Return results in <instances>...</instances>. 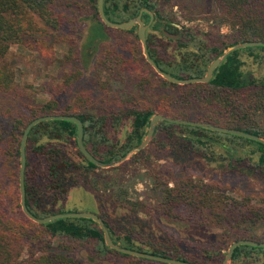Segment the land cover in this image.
Wrapping results in <instances>:
<instances>
[{"label": "trees", "instance_id": "obj_1", "mask_svg": "<svg viewBox=\"0 0 264 264\" xmlns=\"http://www.w3.org/2000/svg\"><path fill=\"white\" fill-rule=\"evenodd\" d=\"M92 9L93 21L86 41L92 44L106 38L109 27L101 21L97 0H85ZM165 0L164 3H168ZM215 4L214 22L226 26L228 32L213 34L191 26L179 29L168 18L158 0H103V10L112 22L136 17L150 27L178 34L164 41L153 32L145 31L149 56L164 72L176 78L204 76L209 63L228 47L249 41H264V0H211ZM153 18H157L154 21ZM64 16L54 8V0H0V91L14 85L15 72L7 59L13 44H39L49 55L54 43H62L64 61L80 55L77 37L63 31ZM134 25L125 32L137 34ZM118 31H122L118 29ZM46 38V40H39ZM165 36V35H164ZM40 41V42H39ZM172 43L173 54L167 53ZM264 50L249 46L229 52L212 71L205 83L178 85L153 74L174 93H159L154 107L132 103L115 110L92 112L84 105L90 97H76L78 112L70 104L59 107L56 96L65 92L81 74L80 70L65 72L60 84L49 92L50 98L28 106L24 115L8 118L0 112L1 151L19 159V144L26 125L44 115L76 116L83 125V144L101 162L118 160L144 140L150 119L156 112L187 120L209 122L234 128L264 138L256 115L264 113V77H253L242 69L240 53ZM148 67H151L144 61ZM63 65V64H61ZM2 116L6 119L4 120ZM5 121V122H4ZM123 131V133H121ZM121 134V135H120ZM77 125L67 120H46L35 124L25 142L24 190L25 205L37 217L63 213L70 186L79 182L94 195L99 207L109 203L127 210L125 222L133 215L157 212L164 219L183 220L200 227H220L224 234L217 247L193 245L189 242L161 240L142 227L123 225L117 215L98 213L109 234L121 247L171 258L191 264H222L228 245L239 239L264 242V198L236 197L222 187L190 176L170 177L156 169L145 168L129 174L107 175L132 162L148 161L149 146L178 155L193 152L221 172L244 176L259 175L264 179V144L234 134L209 130L199 126L159 121L149 145L132 155L121 165L100 168L90 162L76 142ZM142 184L138 191L136 184ZM5 179L0 176V264H79L69 253L72 242L91 245L103 258H123L121 264H166L120 253L109 248L99 225L89 218H57L44 224L28 219L6 216L3 210ZM256 200V201H255ZM57 206V207H56ZM169 241L170 243H167ZM56 250L52 251V245ZM68 242L67 247L62 243ZM250 262V263H248ZM264 264V247L236 246L228 264Z\"/></svg>", "mask_w": 264, "mask_h": 264}, {"label": "rangeland", "instance_id": "obj_2", "mask_svg": "<svg viewBox=\"0 0 264 264\" xmlns=\"http://www.w3.org/2000/svg\"><path fill=\"white\" fill-rule=\"evenodd\" d=\"M164 2L165 0H158L159 8L164 15L175 20V25L179 29L182 26H191L213 34L228 32L225 25L220 26L214 22L216 7L211 0H169L168 3ZM54 8L64 16L62 30L69 31L77 37L80 55L72 61H64L62 56L65 53V48L59 42L53 44L50 55L39 44L11 45L7 59L14 69L15 77L11 89L0 91V112L3 116L14 118L24 115L28 106L40 104L49 99V92H52L55 85L60 84L63 74L71 70H80L81 74L65 92L56 96L61 109L68 104L73 106L71 112H78L82 109V107H76L75 104L76 97L80 93L90 97V101L84 105L85 108L96 113L115 110L132 103L154 107L158 102L159 93L177 91L159 81L153 74L152 70L154 69L145 64L141 42L138 38H134V33L125 32L127 30L123 29L118 31V28L109 27L106 29L105 39L100 41L97 39L89 44L86 41V36L93 18H91L92 9L86 4V1L54 0ZM153 20L157 21L158 19L153 18ZM133 29L136 33L138 24H135ZM146 32H153L160 39L167 41V36L162 35L158 30H153L150 24L146 28ZM42 39L46 40L41 36L39 40ZM167 53H174L172 43H169ZM240 56L243 60V70L256 78L264 77V50L243 51ZM3 116L2 118L6 120ZM256 117L258 125L264 130V113L259 112ZM148 145L149 142L144 148ZM158 150L149 146L147 148L148 161L132 162L124 168L106 172V174L127 173L130 175L133 171L150 168L169 173L173 178L190 176L214 183L226 190L228 194L236 197L264 198V179L259 175L244 176L221 172L215 164L206 163L204 159L193 152L172 156L168 150ZM18 171L19 159L13 160L12 155L1 151L0 176L5 179L7 185L3 198V210L10 218L23 219ZM135 188L141 191L144 187L138 183ZM60 205L65 212L117 215L123 219V225H131L134 228L142 227L145 232L154 234L164 241L183 240V242L193 245L217 247L221 244L220 240L224 234V229L220 227H200L183 220L171 222L157 212H150L148 215L139 213L137 216H130L131 222H125L124 218L129 216L130 212L109 203H104L100 208L93 193L80 182L69 187L66 198ZM62 244L67 247L68 242ZM69 247L68 251L63 252L69 253L79 264H121L123 262V258L120 257L103 258L97 255L91 245L72 242ZM51 249L57 251L56 242Z\"/></svg>", "mask_w": 264, "mask_h": 264}, {"label": "water", "instance_id": "obj_3", "mask_svg": "<svg viewBox=\"0 0 264 264\" xmlns=\"http://www.w3.org/2000/svg\"><path fill=\"white\" fill-rule=\"evenodd\" d=\"M97 8H98V14H99L101 21H103L104 24L107 25L108 27L128 30L133 25L138 24V29H137L136 34H137L138 39L141 42V45L143 48L142 52H143L145 60L154 69V71L159 76H161L163 79H165L171 83H175V84H179V85L188 84V83H205V82H208V80L211 77L212 71L223 61V59L225 58V56L229 52L236 50V49L244 48V47L263 46L264 45V41H249V42H241V43L234 44V45L228 47L227 49H225L221 55H219L218 57H216L215 59H213L209 63V65L207 66L205 75L203 77L176 78V77H173L170 74L164 72L163 70H161L157 66L155 61L149 56V54L147 52L146 41H145V31H146V28L149 26V24L152 21V15L150 16L149 22L146 24L143 22V20L140 19L142 12H144L146 9L140 10L136 17H133L129 20H126L123 22H112L106 17V15L104 13L103 0H97ZM161 30H162V33L165 36H167L168 38L175 39L178 37V34L169 33L165 29H161ZM53 119L67 120V121H71V122L75 123L77 125L76 142H77V146H78L79 150L90 162H92L96 166H98L100 168H104V169L110 168L113 166H117L120 163H122L123 161L129 159L135 153L142 150L150 141L151 136L154 132L155 126L159 121H167L170 123L199 126L202 128L213 130V131L224 132V133L234 134V135L241 136V137H246V138H249V139H252V140H255L257 142H261L264 144V138L257 136V135L250 134V133L243 132L241 130H236L234 128L219 126V125H215V124H212L209 122H203V121L173 118V117L166 116L164 114L154 113L150 119L147 134H146L144 140L141 142V144H139L133 150L128 152L125 156L120 157L118 160H112L110 162H101V161L97 160L94 156H92L90 154V152L84 146V144H83V125H82V122L80 121V119L77 118L76 116L44 115V116H39V117L32 119L26 125V127L24 128V130L22 132L21 138H20L19 171H18V183H19L18 186H19V191H20V206H21L23 213L26 215V217H28L33 222L39 223V224H44V223L49 222L51 220H55L57 218H65V217L92 219L94 222H96L99 225V228L101 229V231L103 233L104 242L109 248L114 249L120 253L130 255V256L145 258V259L158 261V262H162V263H166V264H191V263L180 261V260H175V259H171V258L156 256V255H152V254H148V253H143V252H139V251H135V250H131V249H127V248L119 246L118 244L114 243V241L112 240V238L109 234V231H108L106 225L104 224L103 220L97 214L92 213V212H63V213H56V214L48 215V216L41 218V217H37V216L33 215L27 209V207L25 205V190H24L25 142H26L27 134L35 124L42 122V121L53 120ZM239 245L264 247V242H256V241L248 240V239H239V240L233 241L227 248V251H226V254H225V257H224L222 264H228L229 263L233 249Z\"/></svg>", "mask_w": 264, "mask_h": 264}]
</instances>
